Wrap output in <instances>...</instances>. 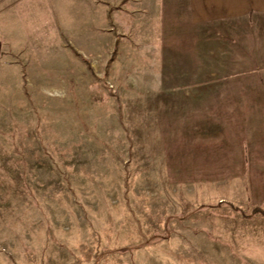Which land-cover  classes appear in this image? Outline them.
Returning <instances> with one entry per match:
<instances>
[{
  "label": "rangeland",
  "instance_id": "obj_1",
  "mask_svg": "<svg viewBox=\"0 0 264 264\" xmlns=\"http://www.w3.org/2000/svg\"><path fill=\"white\" fill-rule=\"evenodd\" d=\"M169 7L0 45V264H264V24Z\"/></svg>",
  "mask_w": 264,
  "mask_h": 264
},
{
  "label": "crops",
  "instance_id": "obj_2",
  "mask_svg": "<svg viewBox=\"0 0 264 264\" xmlns=\"http://www.w3.org/2000/svg\"><path fill=\"white\" fill-rule=\"evenodd\" d=\"M58 1L0 0L1 48L14 55L25 48L28 51L39 36H48L47 28L52 25L54 29V24L59 41L83 39L87 28L94 32L91 38L95 35L99 40V35L109 32L112 19L125 18L126 23L131 19L129 23H133L135 17H141L149 26L156 25L157 36L151 35L149 27V39L163 41L162 20L168 12L175 16L169 7L173 2L184 5L191 25L264 24V0H61V11L57 12L54 2Z\"/></svg>",
  "mask_w": 264,
  "mask_h": 264
},
{
  "label": "trees",
  "instance_id": "obj_3",
  "mask_svg": "<svg viewBox=\"0 0 264 264\" xmlns=\"http://www.w3.org/2000/svg\"><path fill=\"white\" fill-rule=\"evenodd\" d=\"M77 55H80V54L77 53ZM80 56H81V55H80ZM256 210H257V209H256Z\"/></svg>",
  "mask_w": 264,
  "mask_h": 264
}]
</instances>
